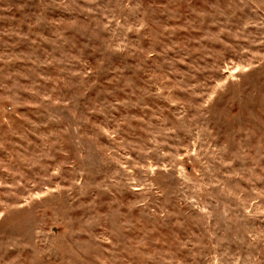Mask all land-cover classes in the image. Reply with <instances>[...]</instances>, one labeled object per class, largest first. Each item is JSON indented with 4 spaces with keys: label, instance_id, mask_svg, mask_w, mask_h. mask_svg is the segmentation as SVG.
Masks as SVG:
<instances>
[{
    "label": "rangeland",
    "instance_id": "obj_1",
    "mask_svg": "<svg viewBox=\"0 0 264 264\" xmlns=\"http://www.w3.org/2000/svg\"><path fill=\"white\" fill-rule=\"evenodd\" d=\"M0 264H264V0H0Z\"/></svg>",
    "mask_w": 264,
    "mask_h": 264
}]
</instances>
